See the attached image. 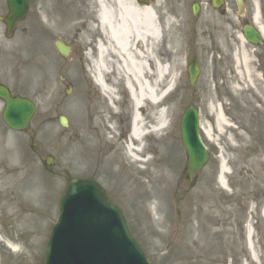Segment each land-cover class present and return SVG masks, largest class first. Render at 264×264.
<instances>
[{"label": "rangeland", "instance_id": "obj_1", "mask_svg": "<svg viewBox=\"0 0 264 264\" xmlns=\"http://www.w3.org/2000/svg\"><path fill=\"white\" fill-rule=\"evenodd\" d=\"M192 2L200 6L195 17ZM225 2L224 11L214 10L210 0L153 3L166 46L157 56L162 65L169 64L170 71L175 63L181 67L176 75L178 87L165 100L167 128L162 132L161 148L154 153L160 159L152 162L168 167L150 170V166L136 174L143 186L136 185L132 172L124 170L129 158L121 139L129 135L131 102L128 110L119 107L127 93L124 90L119 96V85L109 78L119 101L113 107L121 113L117 117L107 109L110 104L93 81L83 85L86 57L80 46L91 41L95 30L84 28L83 20L74 22L72 16L53 18L47 0H32L27 20L11 40L2 36L0 23V48H4L0 51V81L36 104L29 128L13 132L1 121L0 103V264H42L47 235L69 177H89L104 186L152 264H264V99L250 61V74L245 70V59L254 58L251 48L239 38L243 19L249 20L255 11L264 24V0H246L244 17L238 14L234 0ZM86 6L93 8L90 0ZM171 37L179 42L170 45ZM56 40L78 46L70 57L61 58L54 48ZM16 44H20V63L17 68L7 67L5 57H12ZM22 56L30 63L24 80ZM193 57L200 67L194 87L185 71ZM167 83L158 89H165ZM79 101L82 109L75 107ZM190 103L199 110V133L209 152L194 184L186 183L178 130L180 116ZM60 114L67 118V128L60 126ZM217 114L222 116L219 125ZM154 139L151 135L148 145ZM47 155L53 158L48 169L44 166ZM223 161L224 181L233 185L232 197L239 204L231 205L229 191L217 181ZM150 171H155L158 180L154 181ZM33 253L38 255L37 262Z\"/></svg>", "mask_w": 264, "mask_h": 264}, {"label": "bare ground", "instance_id": "obj_2", "mask_svg": "<svg viewBox=\"0 0 264 264\" xmlns=\"http://www.w3.org/2000/svg\"><path fill=\"white\" fill-rule=\"evenodd\" d=\"M98 3V19L97 24L94 26L97 32L96 38H93L92 44H88L89 48L86 55L89 60H93L95 80L106 94H113L111 88L103 81L106 75H109L112 71L113 76L121 80L131 98L132 120L136 124L129 136L131 138L134 136L142 141L143 137H140L138 124L141 121L143 123L151 121V106L154 103L157 104L158 88L166 79L168 80L169 75H171V79L176 80L175 70H177L178 63H175L172 73L168 74L167 67H162L157 59L155 49L160 40L161 27L157 10L154 7L139 5L134 0H115L113 4L98 0ZM166 23L169 26L171 24L168 18H166ZM178 42L177 38H170V45ZM27 68V66H23L21 69L23 74H26L24 70ZM82 106L83 102L81 101L75 104V107L79 109ZM107 109L111 110L110 107H107ZM164 117L165 111L162 110L157 118V123L161 126L158 129L159 136L154 139L155 143L147 145L140 142L139 153L151 151L154 154L158 148H161L160 134L166 129ZM216 120L217 125H219L222 116L217 114ZM131 141L134 142L133 138ZM167 150L170 152L169 147ZM158 157L160 159V154H158ZM158 157L154 154L151 157L146 156L141 159L133 158L130 163L125 165L124 170L127 169L129 174L132 172L136 185H139V183L142 185L143 182L135 176L136 174L146 172L150 166L152 167L150 170L162 169L164 166L168 167L164 163L156 167L152 162ZM154 172L150 171V174L153 175L154 181H156L158 178L153 174ZM226 172L227 169L223 161L219 176V183L222 185H224L223 177ZM152 194L156 195L154 191H152ZM159 196L158 194L157 198Z\"/></svg>", "mask_w": 264, "mask_h": 264}, {"label": "water", "instance_id": "obj_3", "mask_svg": "<svg viewBox=\"0 0 264 264\" xmlns=\"http://www.w3.org/2000/svg\"><path fill=\"white\" fill-rule=\"evenodd\" d=\"M213 5L219 6L220 0H213ZM8 7L12 14V18L8 22V28L11 30L15 21L25 13L27 0H8ZM244 35L250 41H258V34L251 27L244 29ZM60 50L65 53L63 49L60 48ZM197 73L198 68L194 61L189 69L191 84L194 83ZM0 97L7 103L4 114L5 121L13 128L25 127L32 113V106L27 105L25 102L12 100L7 91L2 89H0ZM61 123L65 125L63 121ZM181 137L187 151V170L191 179L207 160V153L198 139L197 114L193 107L188 108L183 117ZM73 216H76V218L83 217L85 224H89L86 217L93 216L99 221L101 228L110 238V243L114 248L124 254L132 264H147L139 247L131 238L120 211L109 202L104 190L92 181L77 179L70 180L69 187L62 199L59 224L52 232L47 253V261H53L51 264L60 263L55 250L58 248V242L66 241L65 237L70 236L67 232L69 230L67 226L75 220H72ZM97 249L98 247L95 250Z\"/></svg>", "mask_w": 264, "mask_h": 264}, {"label": "flooded vegetation", "instance_id": "obj_4", "mask_svg": "<svg viewBox=\"0 0 264 264\" xmlns=\"http://www.w3.org/2000/svg\"><path fill=\"white\" fill-rule=\"evenodd\" d=\"M86 1H89V0H51V4L53 5L54 10H55V7L59 5L62 9L61 11L63 13H66L67 11L71 12L73 10V9H70L73 2L79 5H83Z\"/></svg>", "mask_w": 264, "mask_h": 264}]
</instances>
